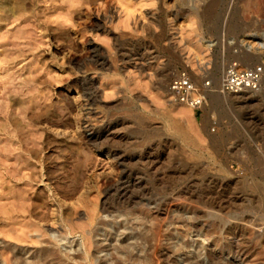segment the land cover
Returning a JSON list of instances; mask_svg holds the SVG:
<instances>
[{"label": "rangeland", "instance_id": "1", "mask_svg": "<svg viewBox=\"0 0 264 264\" xmlns=\"http://www.w3.org/2000/svg\"><path fill=\"white\" fill-rule=\"evenodd\" d=\"M232 61L262 68L258 92L195 113L168 91L183 68L215 88ZM4 156L0 264L60 234L71 264H149L155 246L166 264H264V0H0ZM122 176L134 201L101 213Z\"/></svg>", "mask_w": 264, "mask_h": 264}, {"label": "bare ground", "instance_id": "2", "mask_svg": "<svg viewBox=\"0 0 264 264\" xmlns=\"http://www.w3.org/2000/svg\"><path fill=\"white\" fill-rule=\"evenodd\" d=\"M249 61H248V59H243V64H245V63H248ZM250 93H252L251 91L250 92H248L247 91V95L248 94H250ZM242 94V93H241ZM237 95H239V94H237ZM243 95H244V93H243ZM90 98V97H89ZM235 98H237L236 97V95H235ZM93 102V101H92ZM91 102V103H92ZM204 107V106H203ZM104 134H105V132H104ZM108 134V133H107ZM105 137V136H104ZM107 137V136H106ZM107 139V138H106ZM101 144V143H100ZM118 148V147H117ZM5 157L6 156H4L3 158H4V160L2 159L1 161H0V166L1 167H3V170H4V172H5V174L6 175H10V164H9V162H8V160L7 159H5ZM152 161V160H151ZM145 164V163H144ZM124 173V172H123ZM131 173V172H130ZM126 174V173H125ZM128 174V173H127ZM136 178V177H135ZM118 180H120V183L118 184V186L120 185V187L121 186H123V188H121L120 189V187H117L116 188V190H115V194L118 196L117 197V201H118V203L117 204H115V206L113 205V207H111V208H107V207H102L101 209H100V212L101 213H107V214H112V213H117V214H122L123 212H124V209L127 207V205H130L131 204V201L133 200V191H132V189H134L133 187H134V183H132V180H134V179H132V177H130V176H122V177H120ZM136 180H137V178H136ZM118 183V182H117ZM117 183L116 184H114V185H117ZM136 186V185H135ZM111 190H113V189H111ZM182 192V191H181ZM114 195V194H113ZM135 195V194H134ZM137 195V194H136ZM178 196V195H177ZM115 197V196H114ZM175 198V197H174ZM173 198V199H174ZM179 198V197H178ZM177 198V199H178ZM188 198V197H187ZM134 201V200H133ZM132 201V202H133ZM182 201H183V198H182ZM191 201V200H190ZM164 202H166V201H164ZM171 202V201H170ZM180 202V201H179ZM198 202V201H197ZM181 203V202H180ZM183 203H185V201H183ZM187 203V202H186ZM185 203V204H186ZM159 204H160V202H159ZM173 204V203H172ZM162 205H164V209H165V211L163 212V215H165V217L166 218H168L169 217V214H170V209L168 208L169 207V204H162ZM161 205V206H162ZM155 207L154 208H152V210H150L149 209V212L150 213H154V212H157V211H159L160 210V208H162V207H158V204H156V205H154ZM177 206V205H176ZM175 206V207H176ZM12 208H15L14 206L12 207ZM18 209V208H17ZM175 209H181L180 207L178 208V207H176ZM174 209V210H175ZM154 210H156V211H154ZM17 211V210H16ZM16 211H11V213H10V218L11 219H13L14 217H16L17 215H16ZM18 211H19V209H18ZM18 213V212H17ZM178 220H179V222L180 223H186V224H188L189 222H190V220L191 219H185V218H183V217H181V218H178ZM138 224H142L141 222H139ZM197 225V223H192V224H190V227L191 228H194L195 226ZM121 226V225H120ZM104 227H105V225H104ZM105 228H107V227H105ZM114 236L112 237L113 238V240L117 237V235L116 234H118L119 232H120V229H122L123 230V228L122 227H118V226H114ZM228 230H230V229H228ZM226 231V232H229V231ZM102 232H104L105 231V229L103 230H101ZM159 232V231H158ZM97 235V234H96ZM119 235V234H118ZM59 237L57 238V240H55V242H56V244H63V242H65V244L66 245H64V246H61L62 248H63V250L64 251H62L60 248L57 250V253L55 252V254H41V255H35L34 257H31L30 259L28 258V259H26V260H22V264H48V259L49 258H51L52 259V261L54 262V264H71L75 259H77V258H79V256H72L71 255V250H70V246H71V243L69 242H66V238L64 237V236H62L61 234L60 235H58ZM107 236V235H106ZM110 238H111V235L109 236ZM133 238V236H131V235H129V236H125L124 237V239L122 240V242H127V241H129L130 239H132ZM160 240L161 239H159L158 241L160 242ZM121 245V244H120ZM127 245V244H126ZM232 245V244H231ZM60 246V245H59ZM66 246L67 247H69L68 249H66L65 250V248H66ZM65 247V248H64ZM179 247V246H178ZM177 247V248H178ZM181 247V246H180ZM179 247V248H180ZM115 248H117V247H115ZM119 248H120V246H119ZM121 248H122V246H121ZM124 248V247H123ZM231 248V247H230ZM114 249V248H113ZM229 249V248H228ZM115 251L117 250V249H114ZM231 250V249H230ZM118 251H119V249H118ZM119 253V252H118ZM130 254V253H129ZM129 254H126V252H125V254L124 253H119V254H115V255H118L119 256V263L120 262H127L128 264H132V258H130V256L131 255H129ZM150 254H152V257H151V259H150V263L149 264H166L168 261H167V259H168V257L170 256V254L167 252V251H165V250H160V248H159V246H155L153 249H152V252L150 253ZM236 254V253H235ZM151 256V255H150ZM90 259V258H89ZM193 258H187V259H185V260H183L182 261V263L181 264H196V263H194L193 262V260H192ZM209 260V262L211 263V260H212V258H208ZM15 260V263H17V259L15 258L14 259ZM91 260H89V263L88 264H92L91 262H90ZM18 262H20V261H18ZM69 262V263H68ZM213 262V261H212ZM105 263V262H104ZM118 263V264H119ZM209 263V264H210ZM211 264H213V263H211Z\"/></svg>", "mask_w": 264, "mask_h": 264}, {"label": "built area", "instance_id": "3", "mask_svg": "<svg viewBox=\"0 0 264 264\" xmlns=\"http://www.w3.org/2000/svg\"><path fill=\"white\" fill-rule=\"evenodd\" d=\"M262 68H246L238 62H230L213 88L208 81L196 84L188 69L177 71L168 83V91L181 105L197 113L205 106L210 94L237 95L251 91L256 93L262 83Z\"/></svg>", "mask_w": 264, "mask_h": 264}]
</instances>
